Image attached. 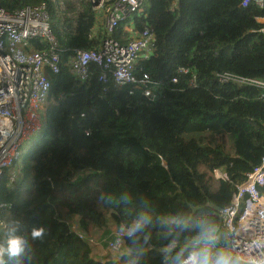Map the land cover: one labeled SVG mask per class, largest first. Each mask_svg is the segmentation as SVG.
Masks as SVG:
<instances>
[{
    "label": "trees",
    "instance_id": "1",
    "mask_svg": "<svg viewBox=\"0 0 264 264\" xmlns=\"http://www.w3.org/2000/svg\"><path fill=\"white\" fill-rule=\"evenodd\" d=\"M241 1L145 0L136 29L153 27L154 52L136 66L137 75L158 82L148 101L129 94L130 86L100 82L97 67L81 82L64 64L102 37L101 26L91 37L97 21L88 0H0L7 11L44 3L62 59L57 73L48 71L41 137L17 176L0 181V219L19 218L26 236L32 225L44 228L42 237H29L22 264H169L193 234L172 222L177 216L205 218L218 233L220 210L264 155L261 89L219 80L224 73L264 78V33L256 20L264 7ZM226 134L233 154L223 148ZM214 169L229 180L215 179ZM141 213L151 223L129 236ZM75 226L87 237L121 230L127 252L97 259Z\"/></svg>",
    "mask_w": 264,
    "mask_h": 264
},
{
    "label": "built area",
    "instance_id": "2",
    "mask_svg": "<svg viewBox=\"0 0 264 264\" xmlns=\"http://www.w3.org/2000/svg\"><path fill=\"white\" fill-rule=\"evenodd\" d=\"M88 1L95 19L96 15L100 17L96 21L101 26L102 37L88 50L75 49L64 64L81 82L90 80L94 66L99 70L100 82L130 86L129 94L138 92L148 101H153L158 82L146 74L137 75L141 68L136 66L154 52L153 27L144 24L141 29H136V21L146 17L145 0ZM251 2L264 7V0H242L240 5L246 7ZM256 20L261 23L259 31L264 33V14ZM97 35L98 32H94L91 37ZM34 42L42 47H35ZM61 64V52L51 32L49 13L44 3L14 11L0 7V181L18 158L23 142L42 128L40 112L49 93L48 71L57 73ZM219 80L258 87L264 100V78L224 73L219 75ZM213 175L215 179L229 180L228 175L219 169H214ZM244 177L241 183L236 184L230 203L220 210L222 239L216 233V244L225 245L243 261L264 264V155L260 164ZM74 231L91 247L99 245L106 251L122 247L124 233L121 230H110L98 241L83 235L77 226Z\"/></svg>",
    "mask_w": 264,
    "mask_h": 264
},
{
    "label": "clouds",
    "instance_id": "3",
    "mask_svg": "<svg viewBox=\"0 0 264 264\" xmlns=\"http://www.w3.org/2000/svg\"><path fill=\"white\" fill-rule=\"evenodd\" d=\"M172 222L181 228L191 227L193 234L171 257L169 264H252L243 261L231 250L217 247V234L205 218L192 221L186 217H173ZM151 223V216L141 213L127 228V234L134 236ZM24 234V226L19 218L10 217L0 223V264H22V258L29 250V237L33 240L44 235L41 225H32ZM175 247V243L172 244ZM117 250V249H116Z\"/></svg>",
    "mask_w": 264,
    "mask_h": 264
},
{
    "label": "rangeland",
    "instance_id": "4",
    "mask_svg": "<svg viewBox=\"0 0 264 264\" xmlns=\"http://www.w3.org/2000/svg\"><path fill=\"white\" fill-rule=\"evenodd\" d=\"M96 19L99 21L100 20V17L98 16V15H96ZM100 29V25H96V26H94V28L92 29L93 30V33L95 32V33H97V31ZM44 108H45V106L43 107V109L41 110V112H40V122H41V129L40 130H38V131H36V132H34L32 135H30L29 136V138L27 139V140H25L24 142H23V144L21 145V147H20V152H19V156H18V158L16 159V161H15V163L6 171V173H5V176L6 177H11V178H13V177H16V175H17V170L19 171V169H20V167H21V163H22V159H23V155L26 153V151H27V149L34 143V142H36L39 138H40V136L42 135V133H43V130H44V126H45V111H44ZM223 148H224V150L227 152V153H229V154H233L234 153V140H233V136L231 135V134H226L225 136H224V143H223ZM76 225V224H75ZM105 232H106V230H104V228H102V229H99V230H95V231H93L92 232V234L89 236V237H92L91 239L93 240V241H98L99 240V237H102L103 235H105ZM218 234L220 235V237H221V239H222V235L220 234V232L218 231ZM93 238H98V239H93ZM217 245V247H224V248H226L225 247V245H224V243H223V245L224 246H222V245H220V244H216ZM98 248H101L99 245H93L92 247H91V251H92V255L95 257V258H97V259H104V257L105 256H107V257H111L110 255H109V252H112L113 251V253L114 254H116V255H118V254H120V253H122V251H120V250H122V247L120 248V249H117V250H109V252L108 251H106V250H104L103 248V251H101L100 249H98ZM227 249V248H226ZM112 258V257H111Z\"/></svg>",
    "mask_w": 264,
    "mask_h": 264
},
{
    "label": "crops",
    "instance_id": "5",
    "mask_svg": "<svg viewBox=\"0 0 264 264\" xmlns=\"http://www.w3.org/2000/svg\"><path fill=\"white\" fill-rule=\"evenodd\" d=\"M91 36H93V33H91ZM17 172H18V170H17ZM17 176V175H16ZM104 230H106V232L108 231L107 229H104ZM105 232V233H106ZM98 249H100L101 251H103V249L102 248H98ZM120 249V248H119ZM105 250V249H104ZM120 251H122V253H120V254H118V255H116V254H114L113 253V251L112 252H109V255L112 257V258H118L121 254H124V253H126L127 252V248L125 247V246H122V250H120ZM104 252V251H103Z\"/></svg>",
    "mask_w": 264,
    "mask_h": 264
},
{
    "label": "bare ground",
    "instance_id": "6",
    "mask_svg": "<svg viewBox=\"0 0 264 264\" xmlns=\"http://www.w3.org/2000/svg\"><path fill=\"white\" fill-rule=\"evenodd\" d=\"M41 137V136H40Z\"/></svg>",
    "mask_w": 264,
    "mask_h": 264
}]
</instances>
